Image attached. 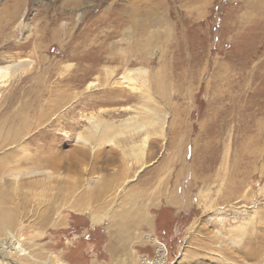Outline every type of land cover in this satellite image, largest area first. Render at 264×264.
Segmentation results:
<instances>
[{
    "label": "rangeland",
    "instance_id": "rangeland-1",
    "mask_svg": "<svg viewBox=\"0 0 264 264\" xmlns=\"http://www.w3.org/2000/svg\"><path fill=\"white\" fill-rule=\"evenodd\" d=\"M21 60L0 83V135L26 124L0 150L21 174L0 264H140L150 236L167 264H264V0H0V66Z\"/></svg>",
    "mask_w": 264,
    "mask_h": 264
},
{
    "label": "bare ground",
    "instance_id": "bare-ground-1",
    "mask_svg": "<svg viewBox=\"0 0 264 264\" xmlns=\"http://www.w3.org/2000/svg\"><path fill=\"white\" fill-rule=\"evenodd\" d=\"M15 9V8H14ZM16 11L17 9L12 10L10 12V14H12L10 17H12L14 20L16 19ZM55 36V35H54ZM32 63L26 61V60H21V61H18V62H15V63H12V64H8V65H5V66H0V83H3L7 78H10V77H15L16 75H18L23 69H25L26 67H29ZM130 72H133V71H130ZM138 73H145L144 70H140V72ZM124 79L128 80V81H133L132 78H130L129 76H124ZM90 86L93 85V83L89 84ZM20 115V114H19ZM22 116V114L20 115ZM27 116V115H26ZM23 117V116H22ZM18 118V117H17ZM20 120V119H19ZM22 120V119H21ZM20 122V121H18ZM22 122V121H21ZM17 123V121H16ZM23 123V122H22ZM20 124V123H19ZM24 126H26L25 123H23L21 126L17 127L16 130L14 129V132L13 133V137L11 139H9L10 137H8V139H4V136L2 137V135H0V150L3 149L4 147H7L9 145H15V143L20 139V132L23 131V128ZM16 127V126H15ZM119 127H122V129H125V130H132L136 133H141V132H144L146 130V127L147 125L144 123V122H140L138 120H135L133 118H130L129 120H127L126 122H123L120 124ZM21 128V129H20ZM113 129H115L113 127ZM121 129V130H122ZM165 129V126L162 127V132L163 130ZM4 130V129H3ZM90 130V129H89ZM117 131L115 133V136H124L125 135V132L124 131ZM17 131V132H16ZM13 132V130H12ZM146 132V131H145ZM90 133V140H87L85 139L82 135H80L78 138H77V142L81 143L82 144V148L86 150L87 147H90L92 152H96V150L98 149V147H100L101 144L99 143H102V142H106L108 139V143L112 144L113 141H112V137L110 138L108 133H107V127L105 125H101L99 122H94V126L92 128V131L89 132ZM8 134V133H7ZM5 135V134H4ZM11 135V134H10ZM128 135V134H127ZM92 140V141H91ZM132 144V143H131ZM134 144V142H133ZM122 145V144H121ZM118 146V145H117ZM120 146V145H119ZM125 149L123 148L122 149V153L124 155V157L128 158L130 155H134L137 159H139L140 157H143L145 156V153H146V148H147V132L146 134H143L142 138H141V141L138 142L137 144H134V145H131V146H125ZM5 149V148H4ZM25 149V148H23ZM121 150V149H120ZM38 157L32 161V164L35 166H43V167H46V166H51V165H54L56 162L54 160V156L52 157H49V156H46V154H44V152H38ZM80 155L82 157H85V155H82L80 153ZM6 158V157H5ZM31 159V158H30ZM26 160H29V159H26ZM54 160V162H53ZM112 161H114V158L112 159ZM125 161V160H124ZM4 162V157H0V203L1 202H6L8 201V197H7V192L4 191L2 185H1V180H2V176H4V174L6 173H9L10 171V174L11 176L15 179V180H18L20 175L21 174H18V173H13L15 172L16 170H18V167L20 165L17 164H13V169L9 170L7 169V167H5V163ZM29 162V161H28ZM20 163V162H19ZM24 163V162H23ZM30 163V162H29ZM60 163V162H59ZM77 163V161H76ZM123 163V162H121ZM61 164V163H60ZM55 166V165H54ZM38 168V167H37ZM125 168L123 166L122 170L119 172L120 174H122L123 176L125 175ZM34 169V168H33ZM33 175L35 174H42V173H45V171H41V170H37V171H33L31 172ZM50 175V174H49ZM119 175V174H118ZM122 175H119V176H122ZM116 176V175H115ZM49 177V176H48ZM117 178V177H116ZM166 179V178H165ZM113 180V179H112ZM112 180L109 181L106 185H104L103 187L104 190L102 192V195L103 193H105L104 191H106L109 187L113 186V183H112ZM112 184V185H111ZM115 186V185H114ZM50 188H52L50 185L48 186ZM110 190V189H109ZM6 209V208H5ZM8 209V208H7ZM10 212L9 211H3L0 209V220H4L6 222H10ZM100 218H96V217H93V222L94 223H97L99 221ZM145 220V218H144ZM17 244V247L20 245L19 243H16ZM15 244V245H16ZM122 244V243H120ZM123 246V244H122ZM117 248V246H116Z\"/></svg>",
    "mask_w": 264,
    "mask_h": 264
},
{
    "label": "built area",
    "instance_id": "built-area-1",
    "mask_svg": "<svg viewBox=\"0 0 264 264\" xmlns=\"http://www.w3.org/2000/svg\"><path fill=\"white\" fill-rule=\"evenodd\" d=\"M147 240L152 245L156 246L154 254L155 256H143L140 260V264H167V256H169V249L167 245L162 243L158 238L154 236L147 237Z\"/></svg>",
    "mask_w": 264,
    "mask_h": 264
},
{
    "label": "crops",
    "instance_id": "crops-1",
    "mask_svg": "<svg viewBox=\"0 0 264 264\" xmlns=\"http://www.w3.org/2000/svg\"><path fill=\"white\" fill-rule=\"evenodd\" d=\"M109 248V249H108ZM108 248H106L107 249V251L109 252V253H112L113 252V247H108ZM91 264H98V263H91ZM111 264V263H110Z\"/></svg>",
    "mask_w": 264,
    "mask_h": 264
}]
</instances>
